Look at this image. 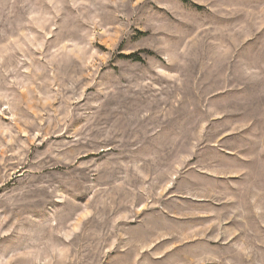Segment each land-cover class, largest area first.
Masks as SVG:
<instances>
[{
    "label": "rangeland",
    "instance_id": "rangeland-1",
    "mask_svg": "<svg viewBox=\"0 0 264 264\" xmlns=\"http://www.w3.org/2000/svg\"><path fill=\"white\" fill-rule=\"evenodd\" d=\"M0 264H264V0H0Z\"/></svg>",
    "mask_w": 264,
    "mask_h": 264
},
{
    "label": "trees",
    "instance_id": "trees-1",
    "mask_svg": "<svg viewBox=\"0 0 264 264\" xmlns=\"http://www.w3.org/2000/svg\"><path fill=\"white\" fill-rule=\"evenodd\" d=\"M181 1L184 2V3H188V0H181ZM125 57L128 58V59H132V60H134V61H141V58L138 57V56L135 55V54H130V55L125 56Z\"/></svg>",
    "mask_w": 264,
    "mask_h": 264
}]
</instances>
